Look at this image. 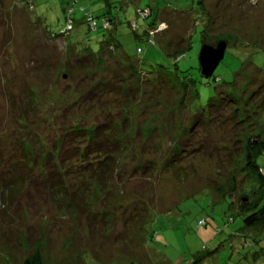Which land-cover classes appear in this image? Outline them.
Returning a JSON list of instances; mask_svg holds the SVG:
<instances>
[{
  "label": "rangeland",
  "instance_id": "rangeland-1",
  "mask_svg": "<svg viewBox=\"0 0 264 264\" xmlns=\"http://www.w3.org/2000/svg\"><path fill=\"white\" fill-rule=\"evenodd\" d=\"M20 1L1 0V168L5 159L27 168L45 162L57 156L51 151L63 135L91 136L103 124L105 132L114 127L112 142L120 149L117 175L104 184L76 190L80 181L71 180L67 193L39 188L0 196V264H23L31 250L40 251L44 264H264V255L252 258L264 242H252L236 206L260 194L245 174L242 148L247 137L264 134V0H203L198 9V0H109L108 8L103 0H79L74 30L64 38L48 35L64 29L72 0H37L34 15ZM83 8L117 20L116 53L90 67L75 50L98 55L104 37L89 29ZM148 8L145 19L140 11ZM154 21L156 45L147 33ZM203 39L228 43L211 79L200 72ZM178 48L188 50L175 62L168 54ZM222 89L247 101L253 117L240 115L245 120L234 135L231 126L218 128L220 121L187 140L194 114ZM226 130L240 138L236 152L224 149ZM200 140L208 149L194 152ZM258 163L264 166V154ZM3 175L0 169V182ZM232 189L234 204L226 195Z\"/></svg>",
  "mask_w": 264,
  "mask_h": 264
},
{
  "label": "trees",
  "instance_id": "trees-1",
  "mask_svg": "<svg viewBox=\"0 0 264 264\" xmlns=\"http://www.w3.org/2000/svg\"><path fill=\"white\" fill-rule=\"evenodd\" d=\"M78 1L79 0H72L71 7L67 15L66 26L59 34H53L45 31L44 27H42L41 24L42 19L36 16V20L38 22L40 21V27L42 31H44L46 34L49 33L48 36L51 35V37L54 38H64L69 36L70 32L74 30L73 12L74 7L78 3ZM103 1L106 4V8L111 5L109 0ZM20 2H22V5H24V7H26V9L34 15V13L36 12V7L38 6L37 0H21ZM202 3L203 0H198L197 4H194L195 8L198 9L199 6L202 5ZM189 5L191 6V4ZM1 6L2 5L0 0V15L2 11ZM83 9L86 12L84 14V20L87 23L89 29L92 32L96 33H99V31L102 32V36L104 37L101 51L98 55L93 54L89 49L75 50V52L80 53L82 57L80 60L81 64L84 65V67H90L91 65H94L93 63L95 62L96 58L103 55L104 53H108V59L111 57V55H113L114 52L116 53L117 43L114 39V30L112 31V28L113 26L116 28L117 20L116 18L108 16V9V12H103L99 16H94V14L86 10V8ZM146 10L147 9L140 11V15H142V17H144L145 19H148L152 13H150L149 11L151 10L150 8H148L147 12L145 13ZM157 26L158 22L154 21L147 27L149 41L155 45L157 43L155 42L154 37L151 36L150 29L156 28ZM189 48L190 45L188 49ZM186 51L184 52L182 51V49L180 50V48H178L174 52H172L171 55L168 54V57L177 62L186 54ZM137 52L138 54H141L143 53V50L141 48H138ZM121 57L125 58L124 56ZM176 68L178 69L177 64H174L173 70H175ZM186 85L195 90V96L196 98H198V92L195 89L194 83L189 81ZM100 90H103V88ZM91 93L92 91H90L89 94ZM260 93L261 90L255 91L251 97V100L254 98V101L257 97H259ZM242 105H244L243 109H241ZM258 107L261 109L263 106L260 105ZM243 113L247 115L248 119L253 117V115L249 113L247 101H241L237 97V95H231L227 92L225 94L222 89L221 91H219L217 96L209 102L207 108L198 110L194 114L196 117L194 118V122L191 127L192 133L186 139L188 140L190 139V137H192V135L195 133L193 130H197L198 133L202 134L210 130V126L212 125V123H218L220 121L221 122L218 128L225 130V128L231 126L234 130L232 132L234 135L236 127L245 120L240 116L244 115ZM103 127L106 126H104L103 124L102 127L98 128L97 131H94L91 136L85 134L87 137L85 135H81L78 130H74V133L72 134L67 133V136L63 135L61 143L59 144L60 147L56 149V152L54 150L51 151L52 156H54V154L56 153L57 156L49 157L47 161L42 163L38 160H34L32 161L33 163L30 168L22 165L23 163H16V160H14V158L13 161H10L8 159H5L4 157L3 160L5 159L7 166L1 168L2 162H0V169L1 172L5 174L3 176H5L7 179L4 181L3 177V181L0 182L2 187L0 192L1 198L5 200V197L7 195L10 199H13L17 194L20 193L22 195L23 193H26L29 196L32 191H37L39 188L48 191L58 189V192L62 191L63 189L64 192L67 193L66 189L68 188V186H70L71 180L80 181V185L73 184L72 187L75 186L74 189L81 190V187L85 188L87 186V182L104 184L106 180H111L112 178H114L117 175V170L114 164V156L119 151L120 144L118 145L115 142H112V139L116 140V138L113 136L115 135L113 133L114 127H111L109 125L110 129H107V132H105L106 130H104ZM80 137L84 138L78 143H75V141ZM223 139L224 144L225 142L227 143L226 145H224L225 150H230L234 146H236L234 148V152L239 150L237 144L238 142H240V138L238 137V139L235 140V138L230 135L229 130L227 131V133L224 132ZM199 142H201L199 144V147L193 148L194 152H197V150L199 151V149L200 152L208 149V141L205 142L200 140ZM181 147L184 149L185 144H183ZM242 152L244 156L245 174H247L249 178H254L257 181V186L260 194L256 198H252L248 194L240 199L236 206L238 207L239 214L243 217V228L246 230L250 229L249 233L251 236H253L252 242L259 246L261 242H264V166L259 165L258 159L264 154V134H259L255 137H247L242 148ZM0 155L3 154L0 153ZM9 158L11 159V157ZM46 167H49L48 170H45ZM5 169L13 171L12 174L10 175V171L9 174L5 173ZM34 169L36 171H33ZM37 169H39L40 171L38 172ZM27 179L29 180V183L27 184V186H25V189L23 191L22 184L24 185ZM233 191L234 189L226 194L231 197L232 204H234V197L232 196ZM72 196L73 201H80L79 197H75V194H73ZM201 222H203V224H201ZM199 223L200 225H205L204 220L200 221ZM155 236L156 233L152 234L153 239ZM244 243L246 245H251L248 239L244 240ZM263 255L264 246H260V250L255 251L252 255V258L256 260ZM23 264H44L40 251L31 250L29 256L26 257Z\"/></svg>",
  "mask_w": 264,
  "mask_h": 264
},
{
  "label": "water",
  "instance_id": "water-1",
  "mask_svg": "<svg viewBox=\"0 0 264 264\" xmlns=\"http://www.w3.org/2000/svg\"><path fill=\"white\" fill-rule=\"evenodd\" d=\"M227 41L217 42L215 45L209 44L203 40L199 56V65L201 76L210 79L220 62L224 59Z\"/></svg>",
  "mask_w": 264,
  "mask_h": 264
},
{
  "label": "built area",
  "instance_id": "built-area-1",
  "mask_svg": "<svg viewBox=\"0 0 264 264\" xmlns=\"http://www.w3.org/2000/svg\"><path fill=\"white\" fill-rule=\"evenodd\" d=\"M147 12V10L145 11V13ZM201 224H203V222H201Z\"/></svg>",
  "mask_w": 264,
  "mask_h": 264
},
{
  "label": "crops",
  "instance_id": "crops-1",
  "mask_svg": "<svg viewBox=\"0 0 264 264\" xmlns=\"http://www.w3.org/2000/svg\"><path fill=\"white\" fill-rule=\"evenodd\" d=\"M169 264H170V261H169Z\"/></svg>",
  "mask_w": 264,
  "mask_h": 264
}]
</instances>
